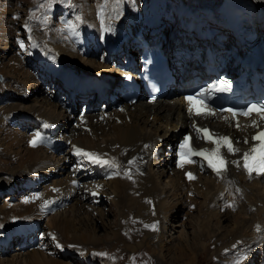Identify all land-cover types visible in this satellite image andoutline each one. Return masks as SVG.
I'll use <instances>...</instances> for the list:
<instances>
[{
	"label": "bare ground",
	"instance_id": "6f19581e",
	"mask_svg": "<svg viewBox=\"0 0 264 264\" xmlns=\"http://www.w3.org/2000/svg\"><path fill=\"white\" fill-rule=\"evenodd\" d=\"M78 1L81 5L87 2H94V0ZM237 1L240 6L243 7L248 0ZM249 1L253 2L257 7L258 21L260 25L262 24L264 26V0ZM150 3H152L153 7L152 12L159 18L155 15H147L149 18H145V21L148 20L149 22L157 24L158 20H161L163 15L170 17V19L173 17V14L166 13L164 9H159L161 1L156 2L151 0ZM210 4L211 6L205 9L207 10V14L193 9L191 6H180L178 10L180 21L186 19V16L183 14L184 11L196 14H198V12L202 13L203 19L209 20L216 19L219 13L217 21L225 27L227 30L225 32L231 33V31H233L232 28L218 10L220 0H215ZM123 7L127 9L130 5H125ZM119 9L120 7L117 0L110 4L100 6L99 9L90 7L89 17L86 19L90 20L98 27L101 37L106 30L113 28L114 19L118 14H122ZM8 10L9 6L4 5L0 8V13L4 14L9 12ZM138 13L140 14L139 10ZM173 19H176V17H173ZM9 21L3 19L1 21L2 25L0 26V36L6 42L10 37V31L14 29ZM178 21L176 22V27L179 28ZM181 24L180 22V25ZM124 25L127 29L116 31L115 42L111 41L113 39L109 36L106 37L108 40L105 38L107 43H114V45L102 44L98 50L102 49L104 51L98 58L86 54L89 51L87 50L89 46L85 49L84 45L77 43L81 35L75 34L76 32L72 33V41L74 37L75 46L72 44L73 42L69 44L65 39H59V36L54 33L46 30L40 31L38 28H35L32 34L28 35L27 40L30 42L31 49L30 57H35L36 62L42 64L40 67L42 70L51 71L50 76L45 74L42 75L50 81L56 77L58 80L57 87L60 85L64 93L68 94L70 97L73 96L71 90L74 87L82 91L88 88H86L88 85L84 82L89 81L83 80L82 82L79 78L94 77L89 67L94 71L99 72L101 70L102 72L110 74L106 73L103 80L99 82L97 79L91 80L94 84L89 86L92 88H97V86L103 87L107 90L108 96L101 98L98 97L96 93H93L94 95L92 96H82V94L79 93L84 98L89 97L87 104L90 108L87 110L89 112L92 109V112L87 116L88 112L86 110L83 114V116L87 117L86 123L79 119L81 116L79 118L77 117V122H72L76 124L74 127H70L65 122L61 121L63 119L65 120L66 116H73H69L68 113L64 111V108L58 106V102L53 96L48 98V96L44 95V97L38 98L34 95L29 98L27 103L19 102L20 100L18 97H10L12 101L9 104L0 106V162L6 165L13 162L15 164L13 171L16 170V172L20 170L25 171L27 169L26 173H28L30 178H35L41 168H47V164L58 166L62 161L69 162L71 165L75 163L70 171L66 167L67 163L66 165L64 164L59 179L51 182L49 186L36 192L33 196L27 197L26 202L24 201L29 206L37 202L36 207L42 211L41 214H43V216L49 213L45 224L47 236L45 240L41 241L42 247L37 245L32 250L25 251L26 249H23V252L19 248V252L13 253L10 259H6L9 264H60L59 260L52 257L53 254L51 253H54V248L61 250L63 247L65 248L67 244L75 243L81 245L82 248L80 247L79 250L82 251V249H85L86 252L84 253L88 256L90 251L88 245L97 243L98 238L95 235L94 227L91 226V223H94L93 212L97 211L98 214L102 212L98 206L92 207L91 204H95V202L98 201L100 194H105L104 190L100 189L103 185L100 182H94V179L90 176L88 177L90 178L88 184L79 182V177L81 175L79 172L76 173V171L81 167L89 168L92 171V168L95 167V172L91 173L93 174L98 172L96 168L101 166L107 167V164L93 163L82 153L78 155L76 149L93 153L101 160L109 161L108 164H110L111 168L108 170L109 175L108 177L106 176L107 180L104 184L109 190V198H111V200H114V202L119 201V203H121L122 197L134 201L136 200L137 205L141 207L144 213L143 217L149 218L152 221L155 219L157 213H159L157 212L158 209H160V214H163L164 220H167V224L163 229H167L169 225L168 215L175 209L179 201H183L181 198L186 196V198L192 199V196H195L194 203L198 205L196 207V215L199 219L198 228L200 232L198 231V233H195L194 238H197V240L199 239L201 249H203L206 244L201 242L200 238L202 239L203 237L204 240H206L205 238L209 235L208 226L210 218L213 216V218L219 220L222 214H220L221 211L219 213L217 210L218 207H220L221 210L224 209L221 207L223 205L227 207L228 211L232 209L236 210L235 215H231L230 217L232 222L237 225L236 231L233 230L235 231L233 233L235 236L233 237L228 233L232 238L230 237L231 240L226 242L235 243L242 239L240 238L242 235L240 232L245 230V235H247L248 238L241 241L240 246H244V248L248 250L249 247L254 246V242L258 241V239L260 241V237H264V173L257 174L253 172L249 174L243 167V154L249 152L254 144L259 143L258 141H253L251 137L260 131H264V122L256 118L234 121L229 115H220L218 113H215V115H196L195 113L186 111V106L182 98L176 95L170 99L167 98L149 102L141 97L143 95L141 87L137 101L134 104L129 105L124 102L121 103L119 97L120 86H114L111 82H114V78L116 77L121 79L120 83L123 79L125 73L124 59L120 54V49L123 46L127 48L126 54H128V61L133 60L131 57L132 52H129V47L133 45L129 40L122 42L123 39L120 38L122 34L126 36L131 32L130 24L128 25L127 22H125ZM14 27V30L18 33L21 31L18 26ZM128 27H130V29H128ZM133 32L134 30H132L131 33ZM219 35L220 34H216V37L219 38ZM233 35L237 40L235 52L225 54L223 59L227 63H231V66L236 67L239 66L236 65L238 60H242L241 51L244 49L245 45L234 32ZM38 41L40 42V46L37 44ZM96 42V39L93 40L92 46L95 45ZM159 42L163 46L168 40L163 39L159 40ZM215 42H218L216 40L214 41V45L216 46L217 44H215ZM19 43L21 44L23 41ZM37 45L39 47H37ZM178 47L179 49L187 47V49H183L182 51L189 55L191 53L190 51H192L188 45L179 44ZM163 48L166 53L169 52L167 46H163ZM19 49L22 50L21 47ZM172 49L174 51L173 54H175V47L173 46ZM113 52L116 54L113 55ZM170 54L172 53L170 52ZM13 56H11V58H13ZM178 56L183 57L181 54ZM246 56L248 57V55ZM46 58L49 59V62L45 60ZM74 60L78 61L79 64ZM10 61L7 60L4 62V65L9 68V71H0L4 75V80L0 85L4 86L2 83H4L7 77L17 79L18 81L13 85V89L16 92H20V95L26 97V88L23 87L24 84L22 85L20 82L31 81V70L30 68L28 70L26 67L23 68L21 65L22 62L18 63L17 59V67L13 64L10 65ZM175 63L179 64L180 60H175ZM187 64L192 66L191 62H187ZM68 70L72 73L75 72V74L72 75V77L63 79V83H61L60 79L62 77H67L63 74ZM54 72H61L62 74L54 75ZM102 72H100V74ZM99 75H96V78H98ZM26 83L27 82H25V84ZM100 83H102V85H99ZM44 88L47 94L51 93L48 88L45 86ZM89 89L90 88H88V90ZM1 90H3V87L0 91ZM0 96L3 97V93H1ZM97 108H102L104 110L111 109L112 112H102L101 110L98 112L96 111ZM17 109L20 111H28L30 114L26 115L23 119H19L18 116L22 113L15 112L18 115L15 117L11 112L10 116L7 117L9 111H15ZM67 111L69 113L72 112L70 101L67 103ZM34 115L36 117L35 120L32 118ZM9 118H12L11 121H7ZM2 120L5 121L2 122ZM253 120L257 121L255 127L252 125ZM41 124L45 125V130L43 132H41ZM237 124H239V127H237ZM13 125L17 129H14ZM198 129H207L208 132L207 134L198 132ZM186 132L192 136L194 143L197 144L199 148L206 150L209 156L212 155L213 149H217V143H214V141H218L219 138L223 136L229 137L232 147L234 149H239V151L229 152L226 145L223 143L220 144L218 155L224 161V170L219 175L213 168L209 167L208 160L205 158H201L192 163H185L183 167H177L172 153L173 148L170 152L166 153V157H161V159L158 160L160 151L165 148H171V140L180 134V136L176 138L179 139ZM37 133H39L40 140L35 146H32L29 141L33 140ZM245 139H247V143L244 142ZM175 141L173 143H175ZM157 145L158 153L155 155L154 150H156L155 147ZM129 161H131V163H129ZM155 161H160L162 164L156 166L154 165ZM188 173H191L194 179H189ZM84 178H86V176ZM163 178L166 179L164 180L167 185L166 189L160 187V180ZM80 183H83L84 187L82 189H79ZM30 184L33 185V182L29 181L24 185L29 187ZM161 185H163V183ZM70 201L74 202L64 208ZM4 205H8V203L4 202ZM55 205L56 211H52L51 207H55ZM59 205L62 207L59 208ZM124 207V204H122V209ZM0 208H4V206ZM0 212H2V210ZM84 221L88 228L80 232L78 231L79 227L75 225H84ZM64 224H69V227H66ZM28 228H31L33 231L35 230V227H32L30 222L19 224V232L17 234L25 238L29 236V239L34 237V234H27V231H29ZM36 228L37 233L40 230V223ZM117 230L118 229H116L115 233L112 232L114 240H119L121 238L118 237ZM68 232L71 233L70 236L67 234ZM150 235L151 233H147V237L142 239L147 245L149 244L147 239ZM34 240L31 239L28 242L32 241L31 245L33 246L36 243ZM121 241L122 240H120V242ZM19 243L20 242H18V244ZM140 245L139 243L136 247H141ZM47 246L49 249L53 250V252L46 253ZM70 247H67L68 250L74 253ZM84 260L88 262L89 258H84ZM88 263L91 264V262Z\"/></svg>",
	"mask_w": 264,
	"mask_h": 264
},
{
	"label": "rangeland",
	"instance_id": "374dc122",
	"mask_svg": "<svg viewBox=\"0 0 264 264\" xmlns=\"http://www.w3.org/2000/svg\"><path fill=\"white\" fill-rule=\"evenodd\" d=\"M115 1L116 0H94L93 3L87 2L86 4L81 5L78 0H0V8L4 5L9 6V12H6L4 14L0 13V26L2 25L1 21L3 19H7L8 21L10 20L9 23L12 24V27L14 29V26H18L21 30L19 31V33L14 29L10 31V37L8 38L7 42L0 36V71H9V68L4 65V62H6L7 60H11L10 65L13 64L14 66H16V59L18 60V63L22 62L21 65L23 68L26 67L28 70L30 68L31 70V81H25L27 82L26 84L24 81L20 82L22 83V85L24 84L23 87L26 88V97L20 95V92H16L13 89V85L18 81L17 79H13L12 77L5 78L4 83L6 84L2 83L4 86L0 85V89L3 87V90L0 91V95L1 93H3V97L0 96V106L9 104L12 101L10 97H18L20 100L19 102L25 103H27L29 98L33 97L34 95L38 98L44 97V95L48 96V98H51V93L47 94L44 86L51 91L55 87V81H50L49 79H46L44 75H42L45 74L50 76L51 71L42 70V68H40L42 64L37 63L35 57H30V42L27 39L28 35L32 34L35 28L40 29V31L46 30L48 32H52L55 35L59 36V39H65L69 44L73 42L72 44L74 46L75 38L73 37L72 41V33L76 32L75 34L81 35V38L77 43L84 45L85 49L87 48V46H89L87 50L90 51V45L95 39L97 41L96 44H100L96 45L97 49L102 44H110L105 41V38L109 36L114 39L116 37V31H122L127 29L124 25L125 22H127V24L129 25L132 21L136 20L137 18L145 19L149 18L147 15H155L152 12L153 7L152 3H150L151 0H117L120 7L119 11H121L122 14H118L114 19L113 28L106 30L103 33V36L100 37L98 27L95 26L90 20L86 19L87 17H89V9L90 7H92L93 9H99L100 6H104ZM153 1H161L159 9H164L166 13H171V15L174 11L178 13L180 6H183L178 2V0ZM214 1L215 0H183L184 4L192 3L191 8L199 10L204 14H207V10L205 9L211 6L210 3ZM125 5H130V7L126 9L123 7ZM138 10L140 14L138 13ZM63 12H65V14L67 15V18L65 20L63 19V15H65L63 14ZM198 14L200 13L198 12ZM77 17H79V19H77ZM163 17L168 18L169 20L165 22L173 26L174 24L176 25V22L178 20L177 18L173 19V17L176 16H173L171 19L170 17L165 15H163ZM162 23L164 24V21L162 19L158 20L157 28L162 27ZM178 25L180 27L179 21ZM174 27L178 28L176 26ZM128 29H130V27H128ZM170 32H173L171 28L169 30V33ZM165 33L168 34L166 31ZM160 34L163 35L162 30L160 31ZM182 35L183 34L181 33V36ZM157 36H159V33L157 34ZM221 36L222 35H219L218 39H221ZM173 38H176L175 32L172 35V38H167L166 36H163V39L168 40V42L164 45L167 46V48L169 49V53L171 52L174 56V51L172 49L174 45H172V43H174L175 39ZM186 39L187 38L185 37L184 40ZM20 41H23L24 43V47L22 48V50L19 49ZM113 41L115 42L116 38ZM37 44H39L40 46L39 41L37 42ZM170 45L172 46L171 48L169 47ZM187 45L191 46L188 43ZM39 46L37 45V47ZM103 51L104 50L97 54L96 58H98V56L101 55ZM115 54L116 53L113 52V55ZM11 56H13V58H11ZM45 60L49 62L48 58H46ZM74 61L79 64L78 61ZM89 69L94 77L79 78L82 82L83 80L91 81L95 79H97L98 82L102 81L107 73L102 72L101 70L99 72L94 71L90 67ZM100 72L102 73L100 74ZM60 73L54 72V75H58ZM0 74L2 75L3 81L4 75L2 72H0ZM74 74L75 72L72 73L70 70H68L66 73L63 74L67 77H62L60 79L61 83H63V79L72 77V75ZM96 75H99L98 78H96ZM114 79L115 81H112L111 84L114 86L119 85L121 79H119L118 77ZM2 81H0V84ZM84 83L88 85L86 86V88H90L89 90L94 89L92 87H89L90 84L88 82ZM60 87L61 86L59 85L58 89L64 92ZM88 88L86 89V93V90L81 92L82 96L89 95ZM19 91L23 92L22 90ZM93 93L94 92L90 94L94 95ZM80 94L78 93L77 95L79 97H82ZM68 101L71 102L72 112L67 113L69 116L73 117L66 116V119H63L61 121L65 122L70 127H74L76 124L72 122H77V117L79 118L81 116L79 119L86 123L87 117L83 116L80 113L81 106L78 105V100H76L74 96H69ZM91 110L89 112L87 110V116L92 112ZM100 110L102 112H112L111 109L104 110L102 108H97L96 111L100 112ZM11 112L12 115L15 117L18 116L15 112L22 113L20 116H18L19 119H23L26 115L30 114L28 111H20L19 109H17L15 111H9L7 117L10 116ZM32 118L35 120V115ZM11 119L12 118H9L7 121H11ZM4 121L5 120H2V122ZM13 127L14 129L16 128L14 125ZM179 136H176L171 140V148H165L160 151L158 160L161 159V157H166V153L170 152L174 145L173 142ZM155 149L156 150H154V154L156 155L158 153V145L155 147ZM64 164L70 171L72 170V167L75 163L71 165L69 164V162L62 161L58 166L47 164V168H41V170H39L36 174L35 178H30L28 173H26L27 169L25 171L20 170L19 172H16V170L13 171L15 165L13 162L7 165L3 162H0V207L4 206V208H0V211L2 210V212H0V227L5 229L6 234L8 229L12 228L13 225L16 226L10 232V234L18 233L19 224L17 223L30 222V224H32V227H35V230L33 231L31 228H28L29 231L31 230L28 234H34V237L30 238L29 240H34L35 238H40V241L45 240V237L47 236V229L45 227V224L48 218L47 215L49 213H46L43 216V214H41L42 211L36 207L37 202H35L32 206H29L25 202L27 197L33 196L36 192H39L42 189L46 188V186H49L51 182L59 179V177H61L63 169L62 167ZM161 164L162 163L160 161L154 162V165L156 166ZM106 166L107 167L101 166L96 168L97 171L100 173L96 172L93 174L91 173L95 172V167L92 168V171L89 168L82 167L79 168V170L77 171L75 170L76 173L79 172V174L81 175L79 177V182H84L85 184H88L90 180V178L88 177L90 176L94 179V182H100L103 185L100 189L104 190L105 194H100L98 197V201H96L95 204H91L92 207L98 206V208L102 212L100 213L98 211L100 214V218L97 211L93 212L94 223H91V226L94 227L95 235L98 238V241L97 243L88 245V247H90L88 256L85 255L86 253H84L86 252V250H79L80 247L82 248V246L75 243L67 244L65 248L63 247V249L61 250L54 248V253H51L53 254L52 257L56 260H59L60 264H89L88 262H91V264H264L263 236L260 237L261 242L258 239V241L253 243L254 246L249 247L248 250H246L244 246H240V242L248 238L247 235H245V230L243 231L244 234L243 232H240V234H242L240 238L242 239L238 240L235 243L226 242L231 240L232 238L229 234H231L233 237L235 236L233 233L236 231L235 229L237 228V225L232 222V219L230 217L231 215H235L236 210L232 209L228 211L227 207L223 204V206L221 207H223L224 209L221 210L220 207H218L217 211H219V213L221 211L220 214H222V216L219 220H216V218H213V216H211L210 223L208 226L209 235L205 238L206 240H204L203 237V240L200 238V241L206 244L204 248L201 249L199 239L197 240V238H194L195 233H198V231L200 232V229L198 228L199 219L196 215V207L198 205L197 203H194L195 196H192V199H188L186 198V196H183L181 198L183 201H179L175 209H173V211L168 215L169 225L167 229H163L167 224V220H164L163 214H160V209H158L157 211L159 212L157 213L158 217L156 215L155 219L152 221L149 218L147 219L143 217L144 213L142 212L141 207L137 205L136 200L134 201L122 197L121 203H119V201L114 202V200H111V198H109V190L105 187L104 183H106L107 177L109 175L108 170L111 167L108 163ZM85 176L86 178H84ZM164 180L166 179L163 178L160 180V187L166 189L167 185ZM29 181L33 182V185L30 184L29 187L25 186L24 184H27ZM162 183L163 185H161ZM83 187V183H80L79 189H82ZM4 202H7L8 205H4ZM72 202L74 201L68 202V204L64 208L68 207ZM189 202L191 203V205ZM122 204H124L125 206L123 209ZM60 207L62 206L59 205V208ZM51 208L52 211H56V205L55 207ZM39 223L40 230L36 233V227L39 226ZM83 223L84 225H86L85 221ZM64 225L66 227H69V224ZM84 225L76 224L75 226L79 227L78 231L81 232L85 228H88L87 225ZM153 225L155 227H153ZM116 229H118V237H121L119 240L113 239L114 237L112 232L115 233ZM147 233H151L150 237L147 239L149 241L148 245L146 244V242L142 241V239L147 237ZM67 234L69 236L71 235L70 232H68ZM120 240L122 241L120 242ZM139 243L141 244V247H136L137 244L139 245ZM9 245L10 246L8 248H5L6 250L4 249V251H0V264H9L6 259H10L13 253L19 252V248H17L14 242ZM37 245L42 247L41 244H36L33 245L31 249H26L25 251L32 250ZM68 246H71L70 248H72L74 253L68 250ZM79 251L83 253H80ZM50 252H53V250L49 249L47 246L46 253ZM84 258H89V261H85Z\"/></svg>",
	"mask_w": 264,
	"mask_h": 264
},
{
	"label": "snow or ice",
	"instance_id": "6c2138e0",
	"mask_svg": "<svg viewBox=\"0 0 264 264\" xmlns=\"http://www.w3.org/2000/svg\"><path fill=\"white\" fill-rule=\"evenodd\" d=\"M77 19H79V17H77ZM20 47H24L23 43L20 44ZM227 89L228 85L225 83L224 87H219L216 90L226 91ZM203 92L204 90H201V93H197L195 96H186L184 98L189 104V112H194L196 115H215V113L211 112V110H208L206 106L203 105L202 100L197 99V97ZM226 111L231 113L233 117L237 115L250 116L253 112H257L260 114L261 119H264V104H249L245 109L239 111L231 108L226 109ZM252 125L255 127L257 125V121L253 120ZM237 127H239V124H237ZM197 131L203 132L205 134L208 132L207 129H198ZM251 139L253 141H258L259 143L254 144L249 152H245L243 154V167L249 172V174L253 172H256L257 174L264 173V131L258 132L256 135L252 136ZM39 140L40 136L39 133H37L33 140L29 141V143L32 146H35ZM188 141L189 137L186 136L184 138V142L180 145V148L182 149L180 153L181 160L178 161L177 167H183V164L185 163H192L193 161L190 159V157L193 155L205 156V159L208 160L209 167L213 168V170L219 175L224 170V161L218 155V148L220 144L223 143L226 145L229 152L239 151V149H234L232 147L231 141L227 136L220 137L218 141H214V143H217V149H213L211 156L205 154L206 150L195 151L190 147ZM244 142L247 143V139H245ZM184 149H186V151H183ZM76 152L78 155L82 153L93 163H109V161L101 160L93 153L83 152L81 149H76ZM129 163H131V161H129ZM187 175L189 179H194L191 173H188ZM153 227L155 226L153 225Z\"/></svg>",
	"mask_w": 264,
	"mask_h": 264
},
{
	"label": "water",
	"instance_id": "95a60500",
	"mask_svg": "<svg viewBox=\"0 0 264 264\" xmlns=\"http://www.w3.org/2000/svg\"><path fill=\"white\" fill-rule=\"evenodd\" d=\"M0 79H1V76H0Z\"/></svg>",
	"mask_w": 264,
	"mask_h": 264
}]
</instances>
